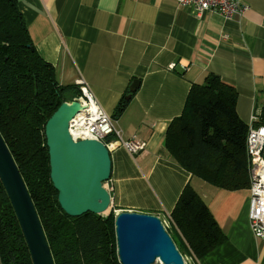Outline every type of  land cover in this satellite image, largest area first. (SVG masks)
Returning <instances> with one entry per match:
<instances>
[{"label":"crops","instance_id":"crops-1","mask_svg":"<svg viewBox=\"0 0 264 264\" xmlns=\"http://www.w3.org/2000/svg\"><path fill=\"white\" fill-rule=\"evenodd\" d=\"M240 4L242 14L225 19L196 17L175 0H17L32 45L58 84L78 87L84 80L123 138L146 143L136 155L109 150L104 186L112 209L153 214L169 227L186 184L206 203L226 239L198 264H264V240L249 226L248 188L222 189L192 176L164 146L191 85L208 73L235 88V109L247 125L263 102L264 0ZM121 99L125 105L115 113Z\"/></svg>","mask_w":264,"mask_h":264},{"label":"trees","instance_id":"trees-1","mask_svg":"<svg viewBox=\"0 0 264 264\" xmlns=\"http://www.w3.org/2000/svg\"><path fill=\"white\" fill-rule=\"evenodd\" d=\"M31 45V48L28 47ZM77 86L56 81L53 66L32 45L17 0H0V134L26 185L54 264H120L114 215L71 217L60 207L50 180L44 127ZM237 92L208 73L191 85L180 116L170 121L165 149L192 176L222 189L249 187L245 149L249 125L236 112ZM125 105L121 99L115 113ZM255 126L264 125V99ZM114 119V118H113ZM165 228L178 251L197 259L226 239L206 203L186 184ZM0 264H32L22 231L0 182Z\"/></svg>","mask_w":264,"mask_h":264},{"label":"water","instance_id":"water-1","mask_svg":"<svg viewBox=\"0 0 264 264\" xmlns=\"http://www.w3.org/2000/svg\"><path fill=\"white\" fill-rule=\"evenodd\" d=\"M137 84L134 81L130 90ZM81 108L76 100L62 102L45 123L50 180L57 191L58 203L67 215L75 217L91 212L107 217L112 209L111 194L104 186L111 172L109 150L96 140L74 142L68 132L69 121ZM0 182L32 264H54L31 197L1 134ZM114 235L120 264H184L181 253L156 215L121 211L114 217Z\"/></svg>","mask_w":264,"mask_h":264},{"label":"built area","instance_id":"built-area-1","mask_svg":"<svg viewBox=\"0 0 264 264\" xmlns=\"http://www.w3.org/2000/svg\"><path fill=\"white\" fill-rule=\"evenodd\" d=\"M178 7H189L196 17L205 13L218 14L225 19L241 15L245 7L240 0H175ZM173 64L170 65L172 68ZM78 101L81 110L69 121L68 132L74 142L91 139L102 142L108 150L117 147L136 155L145 148V141L136 137L123 138L112 119L97 103L92 91L84 80L78 83ZM75 99V98H74ZM73 99V100H74ZM256 113L251 116V124L246 136L247 172L249 180L248 221L254 237L264 240V125L255 126ZM163 223V222H162ZM185 262L197 259L191 253L183 254ZM187 259V260H186Z\"/></svg>","mask_w":264,"mask_h":264},{"label":"rangeland","instance_id":"rangeland-1","mask_svg":"<svg viewBox=\"0 0 264 264\" xmlns=\"http://www.w3.org/2000/svg\"><path fill=\"white\" fill-rule=\"evenodd\" d=\"M78 83H79V82H78ZM85 83H86V82H85ZM87 85H88V84H87ZM89 88H90V87H89ZM90 90H91V89H90ZM79 92H80V90H79ZM74 98H75L74 100L78 101V97H74ZM96 101H97V100H96ZM78 102H79V101H78ZM79 103H80V102H79ZM97 103H98V102H97ZM80 105H81V104H80ZM81 106H82V105H81ZM103 110H104V109H103ZM255 113H256V112H255ZM109 116H110V115H109ZM110 117H111V116H110ZM111 118H112V117H111ZM112 119H113V118H112ZM111 210H112V213H113V215H114V217H115V215L117 214V211H115V210H113V209H111ZM163 225H164L165 228H167V229L169 228L167 224L165 225V224L163 223ZM181 255H183V254H181ZM186 260H187V259H186ZM183 261H184V264H190V263H189V260H187V262H185V260H184V256H183ZM197 261H198V259H196L195 262H194V261H191V264H198Z\"/></svg>","mask_w":264,"mask_h":264},{"label":"bare ground","instance_id":"bare-ground-1","mask_svg":"<svg viewBox=\"0 0 264 264\" xmlns=\"http://www.w3.org/2000/svg\"><path fill=\"white\" fill-rule=\"evenodd\" d=\"M77 113H78V112H77ZM77 113H76V114H77ZM76 114H75V115H76ZM75 115H74V116H75ZM74 116H73V117H74ZM89 140H91V139H89Z\"/></svg>","mask_w":264,"mask_h":264}]
</instances>
